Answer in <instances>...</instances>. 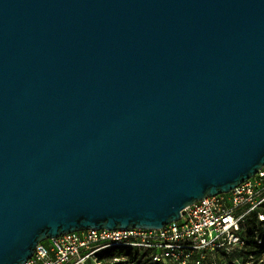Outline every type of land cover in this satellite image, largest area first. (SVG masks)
<instances>
[{
  "label": "water",
  "instance_id": "95a60500",
  "mask_svg": "<svg viewBox=\"0 0 264 264\" xmlns=\"http://www.w3.org/2000/svg\"><path fill=\"white\" fill-rule=\"evenodd\" d=\"M263 166L264 0H0V264Z\"/></svg>",
  "mask_w": 264,
  "mask_h": 264
},
{
  "label": "built area",
  "instance_id": "2783aa9c",
  "mask_svg": "<svg viewBox=\"0 0 264 264\" xmlns=\"http://www.w3.org/2000/svg\"><path fill=\"white\" fill-rule=\"evenodd\" d=\"M185 210L162 228L62 234L40 242L23 264H264V166Z\"/></svg>",
  "mask_w": 264,
  "mask_h": 264
},
{
  "label": "trees",
  "instance_id": "16d2710c",
  "mask_svg": "<svg viewBox=\"0 0 264 264\" xmlns=\"http://www.w3.org/2000/svg\"><path fill=\"white\" fill-rule=\"evenodd\" d=\"M108 253H110V254H113V253H115L114 251H108ZM133 259V258H132ZM150 264V263H149ZM152 264V263H151Z\"/></svg>",
  "mask_w": 264,
  "mask_h": 264
}]
</instances>
